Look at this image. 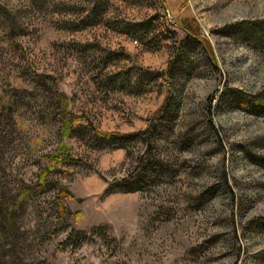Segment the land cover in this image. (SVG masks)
Here are the masks:
<instances>
[{"label":"rangeland","instance_id":"rangeland-1","mask_svg":"<svg viewBox=\"0 0 264 264\" xmlns=\"http://www.w3.org/2000/svg\"><path fill=\"white\" fill-rule=\"evenodd\" d=\"M0 96V264H264V0H0Z\"/></svg>","mask_w":264,"mask_h":264},{"label":"trees","instance_id":"trees-1","mask_svg":"<svg viewBox=\"0 0 264 264\" xmlns=\"http://www.w3.org/2000/svg\"><path fill=\"white\" fill-rule=\"evenodd\" d=\"M5 104V102L3 100H1V96H0V107L3 106ZM66 105L63 106L62 110H63V114L66 111ZM78 116L74 115L72 113L69 112V118L66 119L63 124H62V131L64 132V134H69L71 132V129H75L79 126L78 123ZM97 136H99L100 138L106 139L111 137V135L113 134H103L100 132L96 133ZM73 160V158L71 157V155L68 153L67 150H65L64 148L61 149L60 151H58V154L56 155V162H64V163H69ZM57 164V163H56ZM129 176L128 177H123L117 180H113L111 183H109L110 187H107L108 189L105 190V192H111V191H115V190H119V191H132V190H136L137 187L136 186H130L128 185V181H129ZM64 192L66 194H68V196H71L70 193H68L65 189ZM23 195H21L20 193H18V196L14 197L12 201H10V203L8 204L7 208H6V214H8V216H10L11 212L14 208H17L22 201ZM1 204V203H0ZM62 210L64 212H66L65 208L62 207ZM2 212V210H1ZM0 212V218L2 213ZM7 215H5L6 217ZM2 222V220L0 221ZM66 224V223H65ZM1 226V225H0ZM2 231H5V229H1ZM84 230H80V229H72L70 230V232L68 233L66 239L63 241L64 243H68L70 239H72L73 237H75L77 234L80 233H84ZM7 251V250H6ZM4 249V245L2 243V241H0V260L3 257V255H5L4 252H6ZM3 254V255H2ZM11 264H15V263H11Z\"/></svg>","mask_w":264,"mask_h":264}]
</instances>
